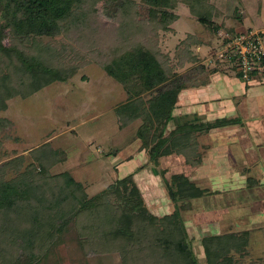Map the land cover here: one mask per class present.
<instances>
[{"label":"trees","instance_id":"trees-1","mask_svg":"<svg viewBox=\"0 0 264 264\" xmlns=\"http://www.w3.org/2000/svg\"><path fill=\"white\" fill-rule=\"evenodd\" d=\"M100 1L116 24H100L96 5ZM179 4L189 8L211 37L222 30L211 0H141L140 4L129 0H0V111L13 98L27 99L96 63L129 96L119 114L129 120L143 118L138 131L141 151L148 150L155 164L163 156L188 154L186 164L196 168L201 157L195 133L239 120L217 121L201 128L178 125L175 134L164 137L179 94L206 85L220 71L203 65L188 75L179 73L195 62L192 47L209 46L203 36L189 34L177 46L174 64L162 51L161 34L174 32L171 25L179 19ZM229 14L237 17L236 11ZM228 34L237 35L234 31ZM146 95L151 97L144 102ZM2 134L0 130V137ZM12 164L6 163L0 170V221L8 219L18 225L17 236L23 242L10 244V234L0 229V264H90V252L117 254L122 264H198L177 203L198 198L203 192L186 175H177L167 184L176 208L159 218L149 212L134 174L88 197L71 175L52 177L50 165L41 162L40 173L32 166L31 174L7 181L6 171ZM246 242V236L236 234L206 238L209 264H220V252L242 250Z\"/></svg>","mask_w":264,"mask_h":264},{"label":"rangeland","instance_id":"rangeland-1","mask_svg":"<svg viewBox=\"0 0 264 264\" xmlns=\"http://www.w3.org/2000/svg\"><path fill=\"white\" fill-rule=\"evenodd\" d=\"M129 1L137 4L141 2ZM211 1L217 7L216 22L223 27V34L244 27L245 31H261L264 39V0H233L232 4L228 0ZM103 3L100 1L96 4L100 10V24L104 27L116 24L105 14ZM234 11L237 17L229 16ZM176 13L179 19L171 25L174 32L162 33L160 41L162 51L171 56L173 64L176 63L177 46L189 34L203 36L204 41L209 43V46L192 47L195 62L187 64L179 73L188 75L194 68L203 65L208 70H234L231 63L218 58L224 52L223 38L219 33L211 37L184 4L178 5ZM150 97L144 96V102ZM128 100L129 96L123 86L96 63L80 69L65 82L56 81L48 85L27 99L13 98L7 103L6 110L0 111V130L7 135L4 137L2 134L0 137V170L6 163L13 162L6 171L5 179L16 181L22 175H29L32 166L40 173L43 170L41 162L50 165L48 171L52 177L64 173L71 175L83 185L88 197L106 191L118 179L126 177L149 161L147 152H141V141L138 139L143 118L129 120L127 116L119 114ZM175 125L176 121H171L170 130L164 137L175 134L178 128ZM205 134L195 133L198 142L207 140ZM176 159V164L171 157L162 160V164L160 162V166L169 173L167 177L171 176L170 172H177L173 169L175 165L185 162L184 155ZM20 163L21 167H18ZM186 168L189 175H194L192 168ZM154 172L151 170L146 174H136L134 180L144 194L149 212L162 218L174 213L176 207L163 190V180L153 177ZM196 184L210 187L207 181L201 180ZM204 202L195 198L186 202L179 200L177 203L198 264L210 263L204 246L206 238L233 234L246 236V245L242 250L220 252L218 263L264 264V226L255 223L260 220L259 217L251 223L255 214L250 213L248 208L238 209L235 203H230L227 207H231V211L224 213L222 221L210 225L203 223L201 226L199 223L203 218ZM209 204L211 209L221 206L215 204L214 199L209 200ZM40 216L41 225H44L45 220ZM212 216L216 219V216ZM0 222V229L10 234L9 243L21 245L23 239L17 236L18 225L14 226L12 220L8 219H1ZM2 250L0 248V254ZM87 258L90 264H122L117 254L109 256L90 252Z\"/></svg>","mask_w":264,"mask_h":264},{"label":"crops","instance_id":"crops-1","mask_svg":"<svg viewBox=\"0 0 264 264\" xmlns=\"http://www.w3.org/2000/svg\"><path fill=\"white\" fill-rule=\"evenodd\" d=\"M243 31L244 27L236 29L235 34ZM174 120L175 127L239 120L213 134L202 131L207 140L199 142V154L208 165V173L230 175L264 195V71L247 82L237 69L220 70L209 77L206 85L183 90L173 111Z\"/></svg>","mask_w":264,"mask_h":264},{"label":"flooded vegetation","instance_id":"flooded-vegetation-1","mask_svg":"<svg viewBox=\"0 0 264 264\" xmlns=\"http://www.w3.org/2000/svg\"><path fill=\"white\" fill-rule=\"evenodd\" d=\"M225 126H229V125H225ZM225 126L209 129L207 131V134H213L212 132L221 130ZM198 127L201 128L202 126L199 125ZM168 130H170V128H168ZM142 151L145 153L147 152L148 154V150L144 149ZM187 155L188 154L184 155L186 157L184 159L185 162L184 163L180 162L181 164H184V166L180 165V163L177 166L175 165L173 169L176 170L177 172L175 173L173 171L170 172L171 174L170 177H167L169 173L166 172L165 168L160 166V162L162 164L163 162L162 160H164L165 158L169 159L171 157L173 163L176 164L178 162L176 159L178 155L163 156L159 159V163L155 164L153 161L150 160V156L148 154L149 161H147V163L145 164L143 163L142 165L138 166L137 170L135 169V171H132V173H129V175L134 174V176H136V174H142V172H145L144 174H146V173H149V171L151 170L155 171L154 173H152L153 177L155 176L156 178H160L161 180H163L162 187H163V190L167 192V196H169L167 184L168 183L172 184V179L177 175L184 174L192 182H195V183H198L201 180L207 181L210 185L209 187L210 190L209 188H206V187L204 188V187L197 186L202 190L203 194L202 196L196 199L205 200V202L203 203L204 208L202 210V215H203L202 222L199 223L198 220H195L201 226L204 225L203 223H205L206 225H210V224L219 223L220 220L222 221L224 213L225 214L226 212L228 213L231 208V207H227V205L229 206L230 203L231 204L235 203L236 206H238V209L248 208L250 213L255 214L254 218L250 222L252 223L255 220H257V216H258L259 217L258 219L260 220L255 221V223L259 222L264 226V206L263 207L259 206L261 203L264 202V199H263L264 195L257 193L255 190V187L252 186L251 184L244 185L243 183H241L240 180H233L230 177V175H223L220 172L219 173L218 172L208 173L207 172L208 165H205L203 158H201V163L199 166H197L196 168H192L190 165L186 164ZM186 167L192 168L194 175H189V172L187 171L188 169ZM201 168H204V171H205L204 174L201 173L202 171ZM141 193L143 192L141 191ZM142 196H144V194H142ZM212 199H214L215 204H217L218 206L219 205L221 206L217 207V209H211L209 207L210 205L209 200H212ZM222 204L225 206H222ZM211 215L216 216V219L213 216L211 217ZM212 219H215V220L211 221Z\"/></svg>","mask_w":264,"mask_h":264},{"label":"built area","instance_id":"built-area-1","mask_svg":"<svg viewBox=\"0 0 264 264\" xmlns=\"http://www.w3.org/2000/svg\"><path fill=\"white\" fill-rule=\"evenodd\" d=\"M219 34L225 44L224 52L218 58L235 65L243 81L248 82L256 73L264 71V39L261 31L246 30L233 37L223 32Z\"/></svg>","mask_w":264,"mask_h":264}]
</instances>
